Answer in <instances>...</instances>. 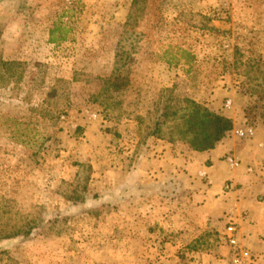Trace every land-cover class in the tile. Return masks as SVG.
I'll list each match as a JSON object with an SVG mask.
<instances>
[{"label": "rangeland", "instance_id": "1", "mask_svg": "<svg viewBox=\"0 0 264 264\" xmlns=\"http://www.w3.org/2000/svg\"><path fill=\"white\" fill-rule=\"evenodd\" d=\"M0 57L20 63L0 86V235L31 229L0 241V264H189L228 246L211 231L164 247L179 233L148 219L171 205L162 189L135 197L145 216L131 246L117 210L132 194L98 175L145 155L166 101L239 121L240 138L264 125V0H0ZM180 122L162 128L173 143Z\"/></svg>", "mask_w": 264, "mask_h": 264}, {"label": "crops", "instance_id": "2", "mask_svg": "<svg viewBox=\"0 0 264 264\" xmlns=\"http://www.w3.org/2000/svg\"><path fill=\"white\" fill-rule=\"evenodd\" d=\"M244 128L233 120V129L214 149L204 152L173 143L161 133L159 138H152L145 155L124 172L122 166L99 169V188L119 187L123 193L132 194L117 210L119 228L131 222L130 234L123 237L121 232V239L129 237L131 246L138 241L136 225L145 214L135 197L149 198L153 196L151 190L162 189L158 193L164 194L162 199L171 205L163 208L159 218L151 215L148 219L162 222L166 232L179 233L175 243L162 238L164 247H180L183 239L198 238L205 232L221 234L228 223H233L239 246L246 249L255 264H264V125L252 127L251 135L244 138L234 134ZM89 134L86 128V148L93 151L97 144L88 138ZM226 156L237 165H231ZM104 201V206L118 204L106 197ZM230 255V248L219 243L212 252L197 255L189 264H229Z\"/></svg>", "mask_w": 264, "mask_h": 264}, {"label": "trees", "instance_id": "3", "mask_svg": "<svg viewBox=\"0 0 264 264\" xmlns=\"http://www.w3.org/2000/svg\"><path fill=\"white\" fill-rule=\"evenodd\" d=\"M59 29L54 26L49 32V42L55 43L58 39L54 38V33ZM65 37L60 36V40ZM20 67L17 61L4 60L0 57V86L9 85L16 79V72ZM183 105L180 108L174 107L171 101L166 103L156 110V115L150 126L149 136L159 138L162 133V128L166 125L171 117L180 115L181 122L178 125L181 141L190 150L195 152H204L214 149L233 128V121L219 113H215L207 107L193 101L189 98H184ZM65 220L52 219L49 222L48 230L58 236L61 234V224ZM30 228H26L20 232L0 235V241L3 239L15 238L19 235L29 237Z\"/></svg>", "mask_w": 264, "mask_h": 264}, {"label": "built area", "instance_id": "4", "mask_svg": "<svg viewBox=\"0 0 264 264\" xmlns=\"http://www.w3.org/2000/svg\"><path fill=\"white\" fill-rule=\"evenodd\" d=\"M250 135L252 131L250 130ZM240 136L244 135L241 131L238 132ZM227 161L236 166L238 162L234 161L233 158H227ZM221 240L225 241L230 247L231 255L229 264H255L254 258L248 254L245 250L239 248L237 239V228L233 223H228L221 233Z\"/></svg>", "mask_w": 264, "mask_h": 264}]
</instances>
